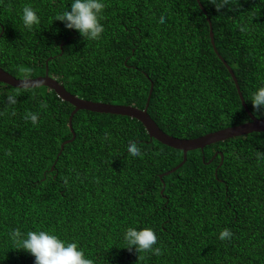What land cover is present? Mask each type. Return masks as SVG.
Returning <instances> with one entry per match:
<instances>
[{"label":"trees","instance_id":"16d2710c","mask_svg":"<svg viewBox=\"0 0 264 264\" xmlns=\"http://www.w3.org/2000/svg\"><path fill=\"white\" fill-rule=\"evenodd\" d=\"M215 2L199 0L204 14L196 0H104V31L87 40L54 20L71 0H0V68L16 78L47 68L72 95L139 109L152 83L150 118L196 138L249 120L208 17L248 110L264 119L250 102L264 85V0H224L219 11ZM25 5L40 17L31 30ZM72 110L46 87L0 83V264H34L10 238L17 228L76 240L94 264H264V132L189 151L160 178L182 151L126 116L76 112L57 156ZM128 226L154 229L161 254L121 248ZM224 228L232 236L221 240Z\"/></svg>","mask_w":264,"mask_h":264},{"label":"clouds","instance_id":"9594fccd","mask_svg":"<svg viewBox=\"0 0 264 264\" xmlns=\"http://www.w3.org/2000/svg\"><path fill=\"white\" fill-rule=\"evenodd\" d=\"M219 11L226 7L224 0H216L212 3ZM104 0H71L70 10L65 8L56 14L54 20H59L64 24L66 29L76 30L81 37L87 40H97L104 31V25L101 23L103 19V9L105 8ZM23 26L29 30L36 24H39L40 17L37 11L30 5L22 8L21 15ZM163 20V17H160ZM38 81L21 80V87H35ZM6 100L9 104L17 103L15 94L8 95ZM254 113L264 117V85L256 88L250 99ZM46 108V104L41 105ZM25 119L31 120L34 124L37 122V114L27 112ZM126 149L132 156L141 154L140 148L135 141H129ZM10 238L23 249L34 256V264H94L91 256H86L83 248L76 240H68L62 238L59 234L52 230L36 229L28 230L21 233L20 229H13ZM232 236V232L228 228H224L219 232L218 238L221 240L228 239ZM124 247L129 251L133 249L137 252H151L159 256L161 248L155 246L157 244V235L154 229L150 227L137 228L128 226L125 228L122 237Z\"/></svg>","mask_w":264,"mask_h":264},{"label":"water","instance_id":"95a60500","mask_svg":"<svg viewBox=\"0 0 264 264\" xmlns=\"http://www.w3.org/2000/svg\"><path fill=\"white\" fill-rule=\"evenodd\" d=\"M196 1L198 2V5L203 11V13L206 14L205 10L201 7V4L199 3V0H196ZM206 19L209 24V37H210L212 48L214 52L217 54L218 58L222 61V63L228 70L234 82L235 88L237 90V94L239 96L241 105L244 108L247 115L249 116V120L244 123L221 128L219 130L206 133L196 138L180 139V138L170 136L164 133L148 115L147 108H148V103H149L150 95H151L152 88H153L152 83L150 84L149 94H148L145 106L142 109H139L133 105L95 102L91 100H85V99L79 98L78 96L72 95L64 88V86L61 83H59L55 78L50 77L48 75L47 68L43 76H36V77H31V78L30 77L16 78L13 75L9 74L8 72L0 68V83L13 87V88L27 89V88H34V87H21L19 85L21 80L38 81L39 83L35 87L48 88L49 90L53 91L57 95L58 98H60L64 102L69 103L73 107V110L71 111L68 117V127L70 129L72 137L68 140L63 141L60 144V150L57 156H59V154L61 153L64 145L70 143L74 139L75 134L72 129V118L74 114L80 110H85V111L100 113V114H112V115L126 116L131 119H135L139 121L143 125L145 131L147 132L148 136L151 139H155L156 141H158L159 143L167 147L182 151V161L177 166L173 167L171 170L163 173L160 176L161 178L162 176H166L169 173H172L175 170H177L186 161V155L189 151H193V150L202 151L206 146H209L211 144H215L218 142H222L230 138L244 136V135H247L253 132H264V119H259V118L254 117L251 114V112L248 110L233 71L226 64V62L221 58V56L217 53L216 47L214 45L211 23L208 17H206ZM216 154H217L216 152L213 154V158L216 156ZM220 156H221V161H222V155ZM211 160L212 159H210L209 162Z\"/></svg>","mask_w":264,"mask_h":264}]
</instances>
